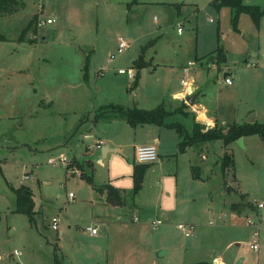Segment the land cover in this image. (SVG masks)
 <instances>
[{
    "label": "rangeland",
    "instance_id": "374dc122",
    "mask_svg": "<svg viewBox=\"0 0 264 264\" xmlns=\"http://www.w3.org/2000/svg\"><path fill=\"white\" fill-rule=\"evenodd\" d=\"M161 1L24 0L16 13L0 17L5 37L0 40V264H193L217 256L224 264H264V231L254 251L249 248L253 227L246 223L250 217L264 226L258 135L245 136L244 149L235 141L224 146L216 140L185 153L168 137L172 158L150 163L139 189H134V166L148 163L134 161L133 128L99 123L127 144L103 157L104 164L91 159L85 145L78 147L102 103L181 104L172 93L182 89L184 67L203 88L197 102L219 119L264 122V69L256 66L257 60L264 63V0H244L259 6L258 25L247 13L232 20L229 7L217 9L211 0ZM34 15L36 33L29 30L18 40ZM120 38L129 47L116 54ZM219 46L225 62L217 64ZM142 51L146 61L153 57V67L141 69L132 97L127 92L133 78L116 71L133 67ZM110 53L116 55L107 63ZM225 72L234 84L225 83ZM170 119L187 129L192 125L190 114ZM224 152L233 166L222 171ZM60 154L66 163H48ZM104 183L121 189L122 205L106 202V192L98 190ZM21 185L29 188L31 220L15 211L11 187ZM257 202L263 203L259 210ZM157 219L162 222L151 225ZM181 222L194 227L190 237L177 228ZM89 225L97 227L94 236L85 231ZM160 248L170 250L161 256Z\"/></svg>",
    "mask_w": 264,
    "mask_h": 264
},
{
    "label": "trees",
    "instance_id": "16d2710c",
    "mask_svg": "<svg viewBox=\"0 0 264 264\" xmlns=\"http://www.w3.org/2000/svg\"><path fill=\"white\" fill-rule=\"evenodd\" d=\"M212 5L219 9L220 7H229L234 16L232 20L237 19L240 13L249 14L254 23L259 20L260 9L259 6L244 3L243 0H213ZM24 0H0V17L10 16L16 13L19 9L23 8ZM36 20L37 16L34 15L28 20L25 27L22 28L18 40L22 41L26 39V33L31 30V32L36 33ZM0 40H5L3 34L0 33ZM30 41L35 40L28 39ZM217 55L215 56L216 63L225 61V55L223 49L219 46L217 49ZM143 51L135 60L133 67L136 70L134 74V80L132 86L137 84L139 77V71L143 67L147 66L149 63L144 60ZM85 73V72H84ZM187 108L186 104H182L174 110L166 108L164 104H158L152 109H142L138 107L125 108L120 104H110L99 107L94 111L93 120H110L113 118H121L126 123L135 126L139 123H153L160 126L170 127L176 130L179 136L178 151L184 152L186 148L216 140L223 141V145L227 146L229 143L236 141L237 139L249 135H258L262 141L263 153H264V122H232L226 125H215L212 128H205L202 124L195 121L189 129L186 128L181 122L173 121L170 119L174 114H182L187 116L189 112L185 111ZM189 115V114H188ZM221 169L224 171L226 168L233 166V159L231 155L224 152L221 158ZM91 165L90 161L88 162ZM147 164H138L134 166V189H139L143 180V176L146 170ZM80 176L85 178L88 182H91V177L81 170ZM12 191L15 193L16 197V207L15 211L22 212L28 215L29 219H32V200L30 197L29 188L26 186H19L18 188L11 187ZM100 192H106V200L112 204H122L121 194L119 189L112 187L109 184L98 187ZM194 264H212L206 261H199Z\"/></svg>",
    "mask_w": 264,
    "mask_h": 264
},
{
    "label": "crops",
    "instance_id": "0c3cea01",
    "mask_svg": "<svg viewBox=\"0 0 264 264\" xmlns=\"http://www.w3.org/2000/svg\"><path fill=\"white\" fill-rule=\"evenodd\" d=\"M182 1V0H181ZM213 0H211V2H212ZM149 2L151 3V2H153V0H149ZM158 2H159V0H158ZM162 3H165V2H170V1H168V0H162L161 1ZM243 2L244 3H247V2H245L244 0H243ZM212 4V3H211ZM232 11V10H231ZM233 12V11H232ZM259 22H260V20H258V22L256 23V25H258L259 24ZM144 58H145V55H144ZM153 58V57H152ZM152 58H149L148 60L149 61H146L147 59L145 58L144 60L146 61V62H148L149 64L147 65V66H145V67H148V68H150V67H153L152 66V63H151V60H152ZM196 60L198 59V57H196L195 58ZM135 60L136 59H134L133 60V64H134V62H135ZM198 62H199V67H204L205 66V63H204V61H202L201 59H199L198 60ZM223 62H225V61H223ZM260 62V63H259ZM132 64V65H133ZM214 64H216V63H214ZM218 64V63H217ZM249 64V62L247 61V63H246V65H248ZM251 65V64H250ZM256 66L258 67V68H262V69H264V63H263V61L262 60H257V62H256ZM127 68H131L132 70H133V68L134 67H127ZM126 68V69H127ZM144 68V67H143ZM155 68H153V70H154ZM115 70L116 69H114L113 70V72H115ZM135 70V69H134ZM140 71H141V69H140ZM140 71H139V77H140ZM134 72V71H133ZM116 73H118L117 71H116ZM135 73H136V70H135ZM119 74V73H118ZM231 73H224V79H225V77H228V75H230ZM119 75H124V74H119ZM127 76V75H126ZM184 76H186V78L188 79V87L187 88H191V91H188L189 93L190 92H192V93H194V92H196L197 90H199V94L197 95V97L195 98V100H194V103L192 104V105H190V104H188L187 102H186V100L185 99H183L182 97H180V96H177L176 94L177 93H181V92H185V87H184V85L181 83V79L184 77ZM128 77V76H127ZM139 77H138V79H139ZM241 77V75H239V74H237L236 76H235V79H237V81L239 82L240 81V78ZM133 80H134V77H133V79L131 80V82H130V84H132V82H133ZM137 82H138V80H137ZM179 84L181 85V87H182V89H179V90H176V91H174L173 93H172V99H175V100H179V101H181V104H176V105H173V106H171V104H169L168 103V105L166 104V103H164V102H157L156 104H154V105H152V107H142V106H138V105H133V106H131V107H138V108H142V109H152V108H154L155 106H157L158 104H164L165 106H166V108H168V109H170V110H174V109H176V108H178L179 106H181L183 103L184 104H186V106H187V108L185 109V111H187V112H189L188 114H190L191 115V117H192V122L193 121H195V122H197V123H199V124H202L205 128H212V127H214L215 125H226V124H229V123H232V121L234 122L235 121V119H232L233 118V115L231 114L230 115V117L228 116L227 117V120H230V119H232L231 121H226L225 119H219L220 118V116H218L217 115V113L215 112H213V113H211L210 111H209V108L206 106V104L205 103H203V102H197V99H198V97L201 95V94H203V88L201 87V85H199V84H197L196 83V81L194 80V78L193 77H191L190 75H189V68H187V67H184L183 68V70H182V74H181V77H180V79H179ZM226 83V82H225ZM227 85H232V84H234L233 83V81L231 82V84H228V83H226ZM137 85V84H136ZM136 85L135 86H132L131 88H128L129 90H128V94H130V96H132L133 97V95H134V89H135V87H136ZM157 100V99H156ZM137 103V102H136ZM110 104H120V105H123L125 108H131V107H129V106H125L124 104H122V103H113V102H109V101H107V103H102L99 107H101V106H104V105H110ZM231 105V104H230ZM200 112H203L204 113V118L203 119H198L197 118V116H198V113H200ZM187 114V115H188ZM91 120H92V123H90L91 125L89 126V128H88V126L86 127V128H88V131H86L85 133H82V136L80 137V141H79V143H78V147H81V146H83V145H85V150L86 151H89V154L91 155V159H94V160H96V161H98L100 164H104V160H103V157H105L106 158V156H108L109 155V153H112V152H121V151H123V148H124V146L125 145H127L126 143H124L122 140H119V139H116V138H113V137H110L109 135H108V133H106L105 132V130L103 129V130H101V129H99V127H98V125H99V123L100 122H103V123H105V124H103V125H101V126H103V127H111L112 125H115L114 123H118V124H116L117 126H116V128H114V129H116V130H119L120 128H122L123 127V124L122 123H125V125H128L129 127H131V128H133L134 130H133V143H134V145H133V156H134V149H135V147L136 146H138V145H142V144H154L155 146H156V150H157V154H158V156H157V159L156 160H154L153 162H150L151 164H154L155 162V164H156V166H158V165H162L164 162H166V161H168L170 158H172V156H173V154L174 153H171L172 151H171V149L169 148V146H167V144H166V142H165V140L166 139H169L168 137H172V139L174 140V142L175 143H177L176 145H175V149H176V146H177V150H178V140H179V136H178V133L176 132V130L175 129H173V128H170V127H166V126H160V125H157V124H153V123H139V124H136L135 126H132V125H130V124H128V123H126L123 119H121V118H113V119H110V120H98V121H94L93 120V117L91 118ZM121 121V122H120ZM208 121H211V123H209ZM235 122H237V121H235ZM244 122V121H243ZM246 122H254V121H246ZM259 122V121H258ZM238 123H240V122H238ZM108 125V126H107ZM100 126V127H101ZM95 128H98L99 130H94ZM109 128H108V130H109ZM98 131H100L101 133H99ZM245 138L246 137H243V142L245 141ZM96 139H102L103 140V144L100 146V147H94L93 146V144H94V141L96 140ZM84 140L86 141V140H91L90 142H88V141H86V142H84ZM87 148H90L91 150H89V149H87ZM96 148V149H95ZM109 148H113L114 150L113 151H108V152H106ZM102 149L104 150V154H102ZM225 149V148H224ZM175 151V150H174ZM106 152V153H105ZM179 152V151H178ZM185 152H187V148H186V150L184 151V152H180V153H185ZM201 158H203V155H201ZM91 161V160H90ZM150 163H148L147 164V167L149 166V164ZM75 165L76 166H78V168L80 169L81 167H82V165H80V164H78L77 162L75 163ZM72 166H74V165H72ZM81 173V172H80ZM108 182H110L109 180H108ZM105 184H109V185H111L112 187H115V186H113L112 184H110V183H104V184H102V185H100V186H104ZM142 184V183H141ZM115 188H117V189H119V192H120V194H121V189L119 188V187H115ZM71 193V192H70ZM101 193H105V191H103V192H101ZM106 202H108V201H106ZM108 203H110V202H108ZM110 204H112V203H110ZM122 204H123V201H122ZM122 204H120V205H122ZM117 205H119V204H117ZM233 209H236V207L235 206H233ZM239 209V208H238ZM242 209V208H241ZM257 210H259L258 208H256ZM256 210V211H257ZM163 218L164 219H168V216H169V213H163ZM117 218V220L119 221V222H121V217L120 216H117L116 217ZM136 219H137V217H134V219H133V222L134 221H136ZM260 222V221H259ZM181 223H183V222H181ZM111 223H108V225L107 226H109ZM185 224H189V223H185ZM192 225V224H191ZM93 226V225H92ZM180 230V229H179ZM98 232V231H97ZM88 233V232H87ZM62 234H64V233H62ZM89 234V233H88ZM97 234V233H96ZM65 235V234H64ZM90 235V234H89ZM95 235V234H94ZM94 235H90V236H94ZM66 236V235H65ZM186 237V236H185ZM188 237H190V236H188ZM66 239H67V236H66ZM154 249L156 250H158V247L156 246V245H154ZM160 249H162L161 250V252H160V255L161 256H164L165 254H167L168 252H169V248L168 249H165V248H160ZM217 257H219V256H217ZM214 258H216V257H213V259H212V264H213V260H214ZM220 258V257H219ZM222 261H223V259L222 258H220ZM197 262H199V261H197ZM196 263V262H195ZM194 264V263H193ZM223 264H224V262H223Z\"/></svg>",
    "mask_w": 264,
    "mask_h": 264
},
{
    "label": "built area",
    "instance_id": "2783aa9c",
    "mask_svg": "<svg viewBox=\"0 0 264 264\" xmlns=\"http://www.w3.org/2000/svg\"><path fill=\"white\" fill-rule=\"evenodd\" d=\"M47 22H50V19L46 20ZM178 31H181V28H178ZM129 47V44L127 42H125L123 39H119L118 40V44H117V49H116V54H119L121 52H123L125 49H127ZM115 53H110L109 54V58L107 59V63L111 62L112 59L114 58V56L116 55ZM102 70V69H101ZM117 72L119 74H126L128 76V78H133L134 77V72L131 68H119L117 69ZM101 75V74H100ZM225 82L228 84H231L232 80L229 77H225ZM181 83L184 85L185 89L188 87V79L186 78V76H184L181 79ZM190 93L188 91H185L183 93L182 98L185 99V97L187 95H189ZM103 144V140L102 139H96L94 141L93 146L94 147H100ZM157 150H156V146L154 144H142V145H138L135 147L134 149V161L137 163H150L153 162L154 160L157 159ZM67 160L66 158L60 154L59 157L56 159L54 158H49L48 159V163L50 164H57V163H66ZM69 195H72L71 193H69ZM257 208H262L263 207V203L262 202H257L256 203ZM162 222L161 219H157V220H153L151 222V225L153 226H157ZM246 223L248 225H251L253 227L252 229V240L249 243V248L253 249L254 251H258L259 246H258V240H259V236H260V232L261 230L264 231V226L263 228H260L259 226V222L253 221L252 218L248 217L246 219ZM177 228L180 229V231L184 234V236L188 237L191 236L193 233V226L191 224H185V223H178ZM52 229L57 230L58 229V219L57 218H53L52 219V224H51ZM85 231L88 232L90 235H94L97 233V227L96 226H86L85 227Z\"/></svg>",
    "mask_w": 264,
    "mask_h": 264
},
{
    "label": "water",
    "instance_id": "95a60500",
    "mask_svg": "<svg viewBox=\"0 0 264 264\" xmlns=\"http://www.w3.org/2000/svg\"><path fill=\"white\" fill-rule=\"evenodd\" d=\"M199 94V90H197L196 92L189 94L185 97V100L188 104L192 105L194 103L195 98L197 97V95ZM240 147H242L243 149L245 148L244 142H243V137L237 139L235 141ZM113 148H109L106 152L108 151H113ZM105 152V153H106ZM102 154H104V150L102 149ZM63 237L66 238V236L64 234H61Z\"/></svg>",
    "mask_w": 264,
    "mask_h": 264
},
{
    "label": "clouds",
    "instance_id": "9594fccd",
    "mask_svg": "<svg viewBox=\"0 0 264 264\" xmlns=\"http://www.w3.org/2000/svg\"><path fill=\"white\" fill-rule=\"evenodd\" d=\"M185 91H191V88L190 87L186 88ZM176 95L182 97L183 96V92L177 93ZM197 118L198 119H203L204 118V113L203 112L198 113ZM208 122L211 123V121H208ZM213 264H223V261L219 257H216L213 260Z\"/></svg>",
    "mask_w": 264,
    "mask_h": 264
}]
</instances>
